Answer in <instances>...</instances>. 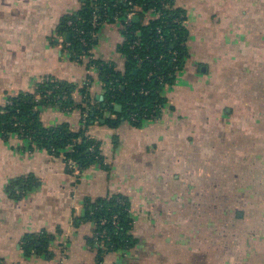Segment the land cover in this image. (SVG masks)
Masks as SVG:
<instances>
[{
    "label": "crops",
    "instance_id": "0c3cea01",
    "mask_svg": "<svg viewBox=\"0 0 264 264\" xmlns=\"http://www.w3.org/2000/svg\"><path fill=\"white\" fill-rule=\"evenodd\" d=\"M87 1L0 0V106L53 80L70 88L73 110L42 105L43 127L84 129V91L103 111L86 130L103 162L80 171L19 135L0 136V259L98 264L90 203L123 195L136 245L102 264H264V0H170L185 14L190 55L163 89L160 118L139 126L119 116L122 105H103L99 68L59 31ZM124 30L102 25L93 47L119 73ZM44 234L43 251L26 253V237Z\"/></svg>",
    "mask_w": 264,
    "mask_h": 264
},
{
    "label": "trees",
    "instance_id": "16d2710c",
    "mask_svg": "<svg viewBox=\"0 0 264 264\" xmlns=\"http://www.w3.org/2000/svg\"><path fill=\"white\" fill-rule=\"evenodd\" d=\"M130 1L134 3L139 13L145 15L153 12L152 14L155 16L156 12L153 11L155 9L161 15L152 17L147 24L138 21L134 22L130 28L124 27L126 40L122 50L128 58L126 71L119 73L115 67L105 65L97 60L90 61L89 64L99 68L100 75L106 83V99L103 105H106L110 111H114L116 103L122 105L123 110L119 116L124 117L133 125L139 126L146 121L153 120L152 116L156 114L154 110L158 106H161L157 110L158 114H161L166 108L167 98L163 94V89L167 85L173 84L178 73L185 67L190 55L187 45L188 31L184 26L185 14L175 8L170 0H88L81 11L63 19L59 31L61 34L71 33L69 42L71 52L80 56L83 47L78 39L74 38L75 29L79 28L90 32L91 36V32H93L91 21L94 12H97L102 19L108 15V23H114V16L123 17L131 9ZM181 15H183V23L179 25L174 20ZM69 20L74 22V27L68 25ZM120 23L123 25V22ZM158 27L163 28L164 41H161L157 36ZM98 30L99 28L95 30L96 35ZM137 34L142 37V48L139 50L130 49ZM95 43L96 37L90 43L91 48ZM136 55L143 58L141 64L138 63ZM145 90H149V93L145 94ZM71 92L66 84L48 81L41 85L34 94L11 97V104L0 106V136L6 139L12 135H19L28 140L31 147H39L52 155L63 156L65 161L75 160L78 163L76 170L79 171L92 164L102 163L100 145L96 140L86 135V130L103 111L97 107L100 104L97 106L91 104L87 92L84 91L86 105L83 104L79 107L81 112L85 110L88 112L84 129L76 133L63 126L43 127L41 125L38 109L46 104L55 105L56 101H59L60 107L73 108ZM43 96L47 97L42 98ZM133 118L135 120H132ZM91 147H94L95 150L91 151ZM33 182H35L34 178H29L26 185L32 187L35 185ZM119 200H122L123 203H120ZM90 207L86 218L94 224V233L105 229L110 237V240L104 237L105 247H101L97 246L93 234L92 244L97 247L101 256L98 264H102L103 254L129 250L136 245V239L132 235L134 218L129 211L131 204L126 197L115 195L111 199H99L90 203ZM114 215L118 216L119 228L111 224ZM103 219L110 222L102 226L101 220ZM46 241H48L46 234L26 237V253L33 250L42 252ZM0 264L6 263L0 259Z\"/></svg>",
    "mask_w": 264,
    "mask_h": 264
},
{
    "label": "built area",
    "instance_id": "2783aa9c",
    "mask_svg": "<svg viewBox=\"0 0 264 264\" xmlns=\"http://www.w3.org/2000/svg\"><path fill=\"white\" fill-rule=\"evenodd\" d=\"M129 5H131V9H129L124 15L123 17L121 16H114L113 17V20L115 22H123V26L126 27V28H130L133 26V23L135 22L134 19L135 17H139V22L143 23V24H147L144 23V14L142 13H139L138 12V9H136V6L134 5V3L132 1L129 2ZM154 13H155V16L156 17H160L161 13L160 12H157L155 9L153 10ZM151 13V12H149ZM153 13V12H152ZM182 18H183V15H181L180 17L178 18H175L174 22L175 23H178L179 25H181L183 23L182 21ZM108 15L105 17V18H101L97 12H94L93 14V18H92V21H91V25H92V29H93V32H91V36H90V32H87L83 29H75L76 30V33L74 35V38H77L79 43L81 44V46L83 47V50H82V55H81V58H88L90 61H94L95 60V55L93 53V48H91V41L95 39L96 37V32L95 30L100 28L102 25L108 23ZM68 25L69 26H75L74 22L69 20L68 21ZM157 36L158 38L161 40V41H164L165 40V35H164V31H163V28L162 27H158L157 28ZM70 46V44H68ZM142 48V37L140 34H137V36L133 39V42L131 43L130 45V49H133V50H139ZM137 59H138V63L141 64L142 61H143V58L139 57V55H136L135 56ZM146 58H149V56H146ZM152 73V72H150ZM52 83H57L55 81H50ZM56 87H58V85H56ZM50 93V92H49ZM145 94H148L149 93V90H145L144 91ZM47 96H43L42 98H46ZM56 101V100H55ZM11 104V100L10 98H8L5 102V106L6 105H9ZM56 104H59V101H56ZM65 111L67 112H71L73 110V108L71 107H62ZM161 108V106H158L156 108V110H154V112L156 114H153L152 116V119L153 120H158L161 116V114L157 113V110H159ZM82 116H83V123L84 125L86 124V118L88 116V112L87 110H85L84 112H82ZM132 120H135V118H133ZM95 148L94 147H91V151H94ZM66 164L68 166V168L70 170H75L77 169V166H78V163L73 160V159H68L66 161ZM120 203H123L122 200H119ZM132 214V210L130 209L129 210ZM110 221H108L107 219H103L101 220V225L104 226L106 225L107 223H109ZM118 223H119V219H118V216L117 215H114L113 216V221H112V225L116 228H119L118 227ZM104 237H107V240H110V237L108 236V233H107V230L103 229L102 231H98V232H95L94 233V238L96 240V243L97 245L101 246V247H105V240H104ZM59 264H65L64 261H61Z\"/></svg>",
    "mask_w": 264,
    "mask_h": 264
},
{
    "label": "water",
    "instance_id": "95a60500",
    "mask_svg": "<svg viewBox=\"0 0 264 264\" xmlns=\"http://www.w3.org/2000/svg\"><path fill=\"white\" fill-rule=\"evenodd\" d=\"M134 21H135V22H138V21H139V17H135ZM70 37H71V33H68V35H67V39L69 40ZM135 73H136V71H135ZM115 110H116V111H121V110H122V106H121L120 104H116V105H115Z\"/></svg>",
    "mask_w": 264,
    "mask_h": 264
},
{
    "label": "rangeland",
    "instance_id": "374dc122",
    "mask_svg": "<svg viewBox=\"0 0 264 264\" xmlns=\"http://www.w3.org/2000/svg\"><path fill=\"white\" fill-rule=\"evenodd\" d=\"M202 80H203V79H202ZM255 83H256V82H255ZM203 97H204V95L202 96V98H203ZM203 101H205V102H206V101H207V99H206V98H204V99H203ZM150 121H151V120H150ZM130 123H131V122H130ZM221 129H222V128H221ZM221 129H218V127H217V130H218V131H220ZM220 132H221V134H222V135H224V130H222V131H220ZM217 145L219 146V144H217ZM224 145H225V143H224ZM132 212H133V211H132Z\"/></svg>",
    "mask_w": 264,
    "mask_h": 264
}]
</instances>
